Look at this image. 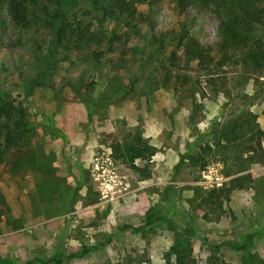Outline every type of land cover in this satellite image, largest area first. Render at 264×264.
Wrapping results in <instances>:
<instances>
[{
	"label": "rangeland",
	"instance_id": "obj_1",
	"mask_svg": "<svg viewBox=\"0 0 264 264\" xmlns=\"http://www.w3.org/2000/svg\"><path fill=\"white\" fill-rule=\"evenodd\" d=\"M175 1L140 5L119 24L81 16L95 36L69 55L50 52L41 25L0 30V102L14 107L0 129V264H52L58 254L65 264H176L179 241L187 264H264V166L221 208H205L191 188L229 179L220 163L200 170L187 159L244 101L264 131V79L235 69L208 84L186 67L162 35L185 27L218 57L219 22ZM124 144L155 154L135 171L119 159Z\"/></svg>",
	"mask_w": 264,
	"mask_h": 264
},
{
	"label": "trees",
	"instance_id": "obj_2",
	"mask_svg": "<svg viewBox=\"0 0 264 264\" xmlns=\"http://www.w3.org/2000/svg\"><path fill=\"white\" fill-rule=\"evenodd\" d=\"M159 1L0 0V30L8 23L18 32L41 25L50 34V52L57 54L63 51L69 55L74 50L87 48L95 36L90 26L84 25L81 16L93 15L100 25L109 22L119 24L140 16V5L151 9ZM175 3L180 13L190 5H198L219 22L218 57L212 55L209 47L203 46L185 27L162 35V41L169 38L179 48L186 67L194 64L199 76L206 78L208 84H214L224 70L233 72L235 69L264 79V0H176ZM3 14L7 17L6 21L2 19ZM160 48L163 47H157V51ZM177 61L176 53H172L169 64L178 70L175 71L176 79L181 78L187 83L186 67L182 68ZM81 98L87 100L85 94ZM246 102L215 121L207 140L187 155L189 165L200 170L210 163L222 164L223 175L229 179L220 189L203 191L200 187L191 188L200 206L221 208L223 201L234 191L248 186L251 181L248 172L252 168L264 166V131L260 129L258 117L245 108ZM85 106L90 109L88 101ZM13 111L10 103L0 102V129L7 127ZM91 117L88 113L89 121ZM3 120L6 122L3 123ZM119 152V159L127 161L133 170L138 171L135 162L148 161L154 156L155 149L147 144H124ZM149 218L146 222L148 226L151 225ZM175 248L176 264H187L190 251L186 243L179 241ZM51 263L65 264L63 254H58Z\"/></svg>",
	"mask_w": 264,
	"mask_h": 264
}]
</instances>
